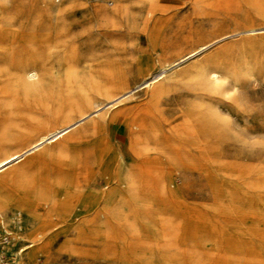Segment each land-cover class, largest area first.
<instances>
[{
  "label": "rangeland",
  "instance_id": "1",
  "mask_svg": "<svg viewBox=\"0 0 264 264\" xmlns=\"http://www.w3.org/2000/svg\"><path fill=\"white\" fill-rule=\"evenodd\" d=\"M12 155L0 264H264V0H0Z\"/></svg>",
  "mask_w": 264,
  "mask_h": 264
},
{
  "label": "crops",
  "instance_id": "2",
  "mask_svg": "<svg viewBox=\"0 0 264 264\" xmlns=\"http://www.w3.org/2000/svg\"><path fill=\"white\" fill-rule=\"evenodd\" d=\"M103 197H104V194H100L98 196H95L94 198H88L87 196L72 194L71 191H68L66 193L65 199L63 200L64 202H61L58 205L57 210L60 212L61 215H67V214H70L76 211L74 209L75 206L78 205L81 209V208H84L82 206H84V204L86 203L88 204L89 209H91L100 200H102ZM36 215L38 217V214Z\"/></svg>",
  "mask_w": 264,
  "mask_h": 264
},
{
  "label": "bare ground",
  "instance_id": "3",
  "mask_svg": "<svg viewBox=\"0 0 264 264\" xmlns=\"http://www.w3.org/2000/svg\"><path fill=\"white\" fill-rule=\"evenodd\" d=\"M151 9H153V7ZM18 157H19L18 155H12V156L8 157L6 160L1 162L0 168L3 167L4 165L8 164L9 162L17 159ZM16 230H17L16 228H14V231L10 230L8 225H7L5 218L3 216H0V231H4L6 233H11L14 237H16L17 236ZM1 250L2 249L0 248V252H1ZM2 263L3 264H9L7 261H4V260L2 261ZM12 263L15 264L14 261H12Z\"/></svg>",
  "mask_w": 264,
  "mask_h": 264
},
{
  "label": "built area",
  "instance_id": "4",
  "mask_svg": "<svg viewBox=\"0 0 264 264\" xmlns=\"http://www.w3.org/2000/svg\"><path fill=\"white\" fill-rule=\"evenodd\" d=\"M4 232V231H3ZM4 234L7 236V237H9V236H11L12 234L11 233H6V232H4ZM3 261V260H2ZM9 264H13L12 263V261H7Z\"/></svg>",
  "mask_w": 264,
  "mask_h": 264
}]
</instances>
